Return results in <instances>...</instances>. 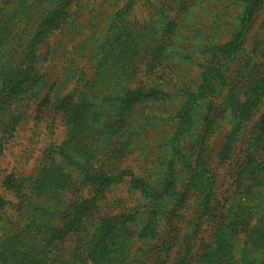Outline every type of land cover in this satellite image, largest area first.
Listing matches in <instances>:
<instances>
[{"label": "rangeland", "instance_id": "obj_1", "mask_svg": "<svg viewBox=\"0 0 264 264\" xmlns=\"http://www.w3.org/2000/svg\"><path fill=\"white\" fill-rule=\"evenodd\" d=\"M263 120L264 0H0V264H264ZM105 175L84 225L118 243L40 253Z\"/></svg>", "mask_w": 264, "mask_h": 264}, {"label": "trees", "instance_id": "obj_2", "mask_svg": "<svg viewBox=\"0 0 264 264\" xmlns=\"http://www.w3.org/2000/svg\"><path fill=\"white\" fill-rule=\"evenodd\" d=\"M247 29V28H246ZM239 42V41H238ZM254 108H251V110ZM259 143L261 145V149L258 154L264 156V120L259 122ZM118 125V120L112 122V126ZM94 145H97V143H94ZM257 146V144H256ZM87 147V146H86ZM100 147L104 148L102 150V154L106 156L105 161L103 162V165H106L107 169L110 170L111 173L117 174L119 171H121L120 164L114 160V157L117 159L116 156H114L115 153H119L118 147L116 145H113L112 147L108 146L105 147L103 145H100ZM247 155L245 154V157L249 158L251 160V167L256 166V156L255 153L257 152L256 149H254L252 146L246 149ZM118 160V159H117ZM247 164V163H246ZM109 167V168H108ZM90 173L92 171L90 170ZM107 181L109 183L113 182L111 178H107L106 175L105 177L101 176V180H91L87 181L88 185L93 184L94 185V191L91 196L87 198H77L73 200L71 203L67 204V206L64 209H60V206L58 210L54 211V214L50 216V219L42 222L41 227H42V234L39 238L33 239L36 240V243L39 245V251L40 253L43 254H52L54 250H57L59 246H62L71 236H74L75 238V245L73 248V251L78 252L79 255L82 254V257L80 258L81 262L85 261V250L88 249V254L90 259H97V260H102L104 258L105 254L109 251V247L112 244L118 243L119 241V236H115L113 238H110V240L106 241L103 240L101 243V246H97L90 242L89 238H87V235L89 231L86 230L84 222H85V217L84 214L87 211L88 208L82 209L81 206H89L92 207L94 206L97 201L99 196L102 194V191L106 189ZM84 217V218H83ZM113 223V219L111 218H106L102 219L101 222L98 224V229H104L106 226H109L110 224ZM97 225V224H96ZM96 229V227H95ZM86 236H85V235ZM24 241L27 243L29 242L28 238H24ZM117 241V242H116ZM93 247L95 251L91 252L93 250ZM133 247L130 246V248ZM139 248H137L138 250ZM145 249V246L141 249L142 252ZM170 248L166 249L169 251ZM133 251V249L131 250ZM21 250V244L20 242H15V247L13 251V256L17 257L22 254ZM135 252V251H134ZM47 257V255H46ZM39 259V258H35ZM33 262V264H46L47 259L44 261H35L34 258H29V260L25 261L20 259L18 261V264H28L29 262ZM144 261V260H143ZM77 260H75L74 263L76 264Z\"/></svg>", "mask_w": 264, "mask_h": 264}]
</instances>
